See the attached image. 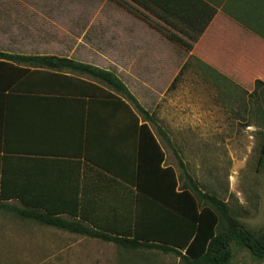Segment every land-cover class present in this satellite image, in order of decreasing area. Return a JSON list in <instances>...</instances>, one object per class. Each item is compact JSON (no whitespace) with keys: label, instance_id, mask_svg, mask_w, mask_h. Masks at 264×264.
Listing matches in <instances>:
<instances>
[{"label":"rangeland","instance_id":"rangeland-1","mask_svg":"<svg viewBox=\"0 0 264 264\" xmlns=\"http://www.w3.org/2000/svg\"><path fill=\"white\" fill-rule=\"evenodd\" d=\"M239 32L206 0H0V51L68 58L113 72L153 117L148 127L180 186L189 174L260 235L264 86L257 82L264 85V53L256 54V45L245 44ZM154 207L144 206V218ZM232 251L231 264H264L236 244ZM0 264L183 262L175 254L129 251L0 210Z\"/></svg>","mask_w":264,"mask_h":264},{"label":"crops","instance_id":"crops-1","mask_svg":"<svg viewBox=\"0 0 264 264\" xmlns=\"http://www.w3.org/2000/svg\"><path fill=\"white\" fill-rule=\"evenodd\" d=\"M206 3L264 53V0ZM20 84L0 89L1 204L121 236L166 227L160 207L136 188L143 122L130 101L68 71L40 70ZM145 205L155 206L154 221Z\"/></svg>","mask_w":264,"mask_h":264},{"label":"trees","instance_id":"trees-1","mask_svg":"<svg viewBox=\"0 0 264 264\" xmlns=\"http://www.w3.org/2000/svg\"><path fill=\"white\" fill-rule=\"evenodd\" d=\"M40 70L68 71L98 81L130 101L145 118L140 127L136 188L169 212L165 216L166 227L157 229L155 224L150 230L137 229L130 235L121 236L94 229L82 221L69 220L37 209L20 210L0 203L1 211L72 234L114 243L129 251L157 250L164 254H175L183 264H231L233 244L249 251L254 259L264 261V234L256 235L244 228L230 213L225 202L204 193L189 174L185 173L186 184L180 186L175 171L164 167L165 155L148 127L153 117L113 72L68 58L0 52V89L13 90L21 86L20 80L32 77L34 72ZM224 80L229 82L228 79ZM257 85L264 86L261 81ZM159 133L170 142L161 129ZM223 226L224 230H220Z\"/></svg>","mask_w":264,"mask_h":264}]
</instances>
